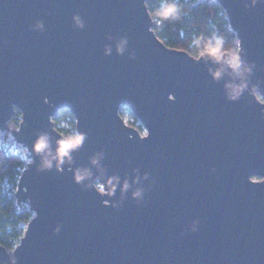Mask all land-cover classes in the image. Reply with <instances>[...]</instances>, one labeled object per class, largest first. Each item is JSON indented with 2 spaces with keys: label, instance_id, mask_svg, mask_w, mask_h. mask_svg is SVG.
<instances>
[{
  "label": "water",
  "instance_id": "95a60500",
  "mask_svg": "<svg viewBox=\"0 0 264 264\" xmlns=\"http://www.w3.org/2000/svg\"><path fill=\"white\" fill-rule=\"evenodd\" d=\"M214 1L254 65L235 101L227 64L167 47L148 0H0V133L33 156L15 196L34 214L0 264H264V103L252 93H264V0ZM63 110L84 142L62 170L41 169L37 139L48 138L49 159L69 140L54 123ZM78 169L91 173L82 183Z\"/></svg>",
  "mask_w": 264,
  "mask_h": 264
},
{
  "label": "trees",
  "instance_id": "16d2710c",
  "mask_svg": "<svg viewBox=\"0 0 264 264\" xmlns=\"http://www.w3.org/2000/svg\"><path fill=\"white\" fill-rule=\"evenodd\" d=\"M175 2L178 12L166 20L154 19L158 24L155 32L164 44L172 49L182 50L195 56L198 48L193 45L197 37L220 35L225 47H235L239 40L231 29L228 17L222 6L214 0H148L150 13L162 8L165 3ZM121 116L128 118L131 126L144 131L138 120L122 108ZM56 129L71 140L77 136L76 122L68 110L60 112L54 119ZM4 137L9 138L7 134ZM24 162L17 154L0 152V247L11 252L20 244L25 230L34 214L29 206L20 205L16 200L20 172Z\"/></svg>",
  "mask_w": 264,
  "mask_h": 264
},
{
  "label": "clouds",
  "instance_id": "9594fccd",
  "mask_svg": "<svg viewBox=\"0 0 264 264\" xmlns=\"http://www.w3.org/2000/svg\"><path fill=\"white\" fill-rule=\"evenodd\" d=\"M178 6L175 2H168L165 3L164 6L155 12L151 13L154 19H161L166 20L173 14L178 12ZM74 23L76 27L83 29L84 28V21L82 20L79 15H76L73 17ZM34 30H44V24L42 21H38L34 26ZM193 45H195L198 48V52L195 54L197 59H201L205 56L211 57L214 62L217 64L220 63H226L228 69L231 70V72L234 74L236 78L239 79V83H236L234 81L228 82L225 84V93L229 100L235 101L240 98L242 93L248 89V76H250L253 72L254 65L250 64L242 57V50L240 47L239 40L236 41L235 47H225L224 39L220 35H213L209 38H204L203 36L197 37L193 40ZM127 38L122 37L117 42V51L122 55L126 48H127ZM112 51V48L110 45H106L104 49L105 55H110ZM227 57V59H225ZM210 74L213 76L214 79L219 80L223 74L224 70L217 69L213 71L212 69H209ZM252 93L256 97L257 101L260 103H264V93H261L259 91L258 86H253ZM84 142V136L80 135L78 137H75L71 140H61L58 142V147L56 149V153L54 156H52L51 159H49V155H51L50 152L46 153V150L49 149V143L48 138L46 136H41L37 139V141L34 144V150L38 154H43L41 156V169H47L50 170L53 168V160L56 161L55 167L57 170H62V166L65 162V158H67L69 161L71 160L70 152L71 150L78 148L81 146ZM99 160L98 158H95L93 160L94 164H98ZM91 173L89 170L86 169H78L75 174V180L77 183H82L86 179L90 177ZM147 179V174L144 177ZM113 180L116 181V183H113ZM139 182V178H137V183ZM110 191L109 195H114L115 191L117 189V185L119 184L118 178L114 177L111 180H109ZM97 190L100 193L105 192V188L103 186L97 185ZM131 187V185L125 181V183L122 186V190L124 192H127V190ZM133 197L137 199L138 203H141L144 199V189L142 187H137L135 191H133ZM198 221H193L192 223V231L198 230ZM57 231H59V228H57Z\"/></svg>",
  "mask_w": 264,
  "mask_h": 264
},
{
  "label": "built area",
  "instance_id": "2783aa9c",
  "mask_svg": "<svg viewBox=\"0 0 264 264\" xmlns=\"http://www.w3.org/2000/svg\"><path fill=\"white\" fill-rule=\"evenodd\" d=\"M21 121H22V115L18 110H16L15 116L13 117L10 123L11 129L14 130L18 128ZM1 134L2 133H0V152H10L13 154H17L21 157L22 161L24 162V167L21 170L19 176V180H20L24 171L28 169L27 164L33 163V156L29 152L27 147L17 143L11 136H9V138H6Z\"/></svg>",
  "mask_w": 264,
  "mask_h": 264
},
{
  "label": "rangeland",
  "instance_id": "374dc122",
  "mask_svg": "<svg viewBox=\"0 0 264 264\" xmlns=\"http://www.w3.org/2000/svg\"><path fill=\"white\" fill-rule=\"evenodd\" d=\"M155 21V20H154ZM155 28H157L158 27V24L155 22V26H154ZM154 28V29H155ZM123 109H121V111H122ZM124 121L126 122V124L127 125H129L130 127H133V128H135V129H137L138 131H139V133L142 135V136H145L146 135V132L145 131H141V130H139L137 127H134V126H131L130 124H129V120H128V118L126 117H124ZM17 129V128H16ZM1 135H3L4 136V134H1ZM17 191V190H16Z\"/></svg>",
  "mask_w": 264,
  "mask_h": 264
}]
</instances>
